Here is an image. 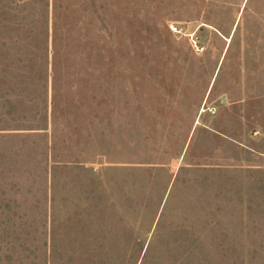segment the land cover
I'll use <instances>...</instances> for the list:
<instances>
[{
  "label": "rangeland",
  "instance_id": "rangeland-1",
  "mask_svg": "<svg viewBox=\"0 0 264 264\" xmlns=\"http://www.w3.org/2000/svg\"><path fill=\"white\" fill-rule=\"evenodd\" d=\"M0 264H264V0H0Z\"/></svg>",
  "mask_w": 264,
  "mask_h": 264
}]
</instances>
